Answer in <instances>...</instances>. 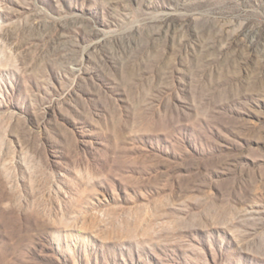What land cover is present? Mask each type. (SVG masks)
Listing matches in <instances>:
<instances>
[{"label": "rangeland", "instance_id": "374dc122", "mask_svg": "<svg viewBox=\"0 0 264 264\" xmlns=\"http://www.w3.org/2000/svg\"><path fill=\"white\" fill-rule=\"evenodd\" d=\"M0 264H264V0H0Z\"/></svg>", "mask_w": 264, "mask_h": 264}]
</instances>
